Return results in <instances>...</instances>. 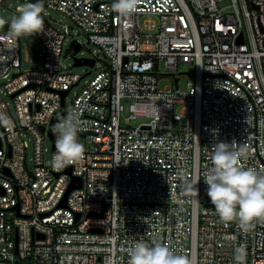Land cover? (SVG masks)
<instances>
[{"label":"built area","instance_id":"built-area-1","mask_svg":"<svg viewBox=\"0 0 264 264\" xmlns=\"http://www.w3.org/2000/svg\"><path fill=\"white\" fill-rule=\"evenodd\" d=\"M9 1L28 2L0 5ZM112 3L43 0L107 59L71 102L86 76L60 68L64 32L44 18L43 62L27 70L19 37L0 33V264H128L137 239L167 243L191 264H264V216L247 230L224 223L203 181L212 129L245 153L244 166L264 171V0H137L131 16ZM89 60L93 68L98 55ZM70 115L85 151L57 167L55 130ZM74 178L80 187L63 206Z\"/></svg>","mask_w":264,"mask_h":264},{"label":"clouds","instance_id":"clouds-1","mask_svg":"<svg viewBox=\"0 0 264 264\" xmlns=\"http://www.w3.org/2000/svg\"><path fill=\"white\" fill-rule=\"evenodd\" d=\"M112 8L121 16H131L137 8V0H113ZM43 0H28L10 21L11 32L19 37L37 35L45 31L42 15ZM79 124L69 116L56 126V151L52 163L64 167L83 159L84 145L78 137ZM215 142L211 145V165L204 174L207 196L215 213L224 223L237 222L242 230L251 226V221L264 216V171L246 167L241 163L243 151L233 147V141L219 140V129H212ZM191 191L198 196V189ZM235 258L243 261L246 245L239 243L234 249ZM128 264H191L188 256L177 254L167 244L153 241L151 244L137 239L128 249Z\"/></svg>","mask_w":264,"mask_h":264},{"label":"rangeland","instance_id":"rangeland-1","mask_svg":"<svg viewBox=\"0 0 264 264\" xmlns=\"http://www.w3.org/2000/svg\"><path fill=\"white\" fill-rule=\"evenodd\" d=\"M24 1H9L5 5H0V33L4 34H13L10 29V22L13 17L18 15L19 10L17 7H21ZM42 15L45 19H47L56 29L65 33L66 40L62 46V54L60 56V68L66 73L85 75L86 77L80 82V84L73 88L70 94L67 97V102H71L74 98V92L78 91L85 83V80L90 79L96 71L99 69H103L105 67V62L107 59L103 55V53L99 50V48L92 44L88 43L86 33L74 24L67 16L61 13L58 10L48 9L43 7ZM165 26L168 28L170 25H173V21L170 18L164 19ZM8 26L6 27V25ZM76 42L81 47L78 51H75L72 43ZM19 55L21 61V69L27 70L36 67H40L43 62V45L39 38L36 35H26L19 36ZM93 53L98 55V59L96 65L92 68L89 65H74L75 59H91L93 57ZM163 64H160L159 71L163 72ZM89 73V74H88ZM187 76L184 75L180 79V86L183 87L185 85ZM3 82L5 80H0V89L2 92ZM169 83L168 76H162L159 79V88H163L165 85ZM3 98L9 104V108L12 113H15V107L12 99L9 96L3 95ZM141 122V119L138 118L131 122L132 126H137L138 123ZM23 140L27 142V162L29 167L31 168V157H32V143L29 140L28 136L23 137ZM51 140L47 137L45 140V146L49 149L51 148Z\"/></svg>","mask_w":264,"mask_h":264},{"label":"water","instance_id":"water-1","mask_svg":"<svg viewBox=\"0 0 264 264\" xmlns=\"http://www.w3.org/2000/svg\"><path fill=\"white\" fill-rule=\"evenodd\" d=\"M10 21L11 20H8V22H10ZM7 26H8V24L6 25V27ZM72 45H73L75 51H78L80 49V45L79 44H76L75 42H73ZM93 63H94L93 60H88L87 59V60H84L82 62L81 59H75V64L74 65H76V66H78V65H90V66H93ZM66 94H67V91H63L62 92V97L66 96ZM41 130L43 131V128H41ZM49 134L51 135L50 131H49ZM51 137H52V135H51ZM52 140H53V137H52ZM79 187H80V181H79V179L74 178L72 180L71 184H70L69 189L67 190V192H66V194L64 196V200H63V203H62L63 206L66 205V197H67L68 193L71 190H73L75 188H79Z\"/></svg>","mask_w":264,"mask_h":264}]
</instances>
